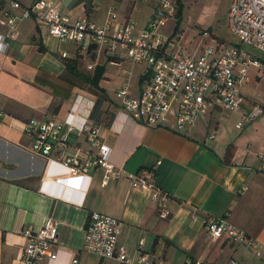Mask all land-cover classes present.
I'll return each mask as SVG.
<instances>
[{"label": "crops", "instance_id": "0c3cea01", "mask_svg": "<svg viewBox=\"0 0 264 264\" xmlns=\"http://www.w3.org/2000/svg\"><path fill=\"white\" fill-rule=\"evenodd\" d=\"M33 1L21 0L22 7ZM51 1L71 19L88 16L102 22L109 10H115L119 22L133 19L136 31L146 23L152 9L147 1L111 0L116 4L104 11L93 0ZM228 5L226 0V12ZM139 9L145 11L138 20L132 14ZM14 12L21 16L22 8ZM195 25L200 30L191 37H185L181 27V39L169 42L167 51L183 48L197 53L204 42L210 43L200 37L203 25ZM17 26V37L0 51V264H22L25 238L21 229L26 225L38 228L49 217L56 221L58 230L54 264H70L71 256L78 259L77 264H113L112 259L83 247L85 223L93 210L121 221L118 244L133 261L143 254L150 264H226L232 257L244 264H264V172L258 156L264 149V116L258 115L240 128L235 126L252 102L264 99V83L260 97L252 96L247 88L250 80L260 79L258 71L252 75L248 70L250 78L241 86L245 102L239 110L229 112L225 119L218 110L213 111L179 131L172 117L162 125H148L119 112L115 97L118 87L108 86L106 65L126 57L104 49L81 52L68 41L65 45L32 15L19 17ZM175 27L176 17L165 22L164 33L170 35ZM207 29L214 40L225 41L217 37L210 24ZM61 50L68 56L62 57ZM75 56L78 67L82 62L88 73L96 64L105 65L99 80L103 91L67 70L66 59ZM87 63H92V68L87 69ZM143 73L144 66L136 82L130 83L132 94L138 91ZM74 101L71 124L64 123L62 145L52 155L78 153L80 161L91 159L97 147L86 139L83 125L97 124L99 137L109 147V161L116 167L135 172L155 165L154 186L166 194L171 211L167 218L158 215L151 189L132 188L125 175L103 183L102 168L89 165L86 177L57 182L67 167L30 151L32 135L23 131V122L51 116L63 121ZM95 102L99 106L91 115ZM223 214L258 239L260 254L224 236H209L204 220ZM140 239L143 242L138 247Z\"/></svg>", "mask_w": 264, "mask_h": 264}, {"label": "built area", "instance_id": "2783aa9c", "mask_svg": "<svg viewBox=\"0 0 264 264\" xmlns=\"http://www.w3.org/2000/svg\"><path fill=\"white\" fill-rule=\"evenodd\" d=\"M152 4L151 15L146 23L135 30V22L118 21V13L109 10L102 22L88 16L71 19L59 11L51 0H34L23 6L21 0H0V51H4L12 39L17 37L19 17L34 16L37 21L48 27L51 36L61 41L75 43L81 52L88 48L104 49L111 55H122L132 62L142 63L144 73L142 83L135 94L130 92V82L125 79L115 91L120 111L148 125H162L173 118L174 128L183 130L196 124L213 111H219L225 119L231 111L239 110L245 102L241 91L243 83L249 80V67H260L261 62L249 53L244 45H253L264 51V0H229L227 22L234 36V42L214 40L204 42L197 53L179 48L167 51L171 41L181 39L180 28H174L170 35L163 30L165 22L176 17L177 0H134ZM22 8L21 16L14 10ZM200 37L207 39L209 30L202 29ZM62 57L68 52L60 51ZM87 63L86 68H92ZM124 72V70H123ZM79 95L75 101L79 99ZM73 102L66 118L61 121L55 117L29 119L24 121V132L32 135L30 151L60 161L68 171L57 177L56 181L74 177H86L89 165L103 170V183L108 178L125 175L132 188L151 189L150 197L158 203V215L167 218L171 211L166 205V194H160L154 186L155 165L140 167L135 172H127L109 161V147L101 140L98 125L86 123L83 131L86 139L97 147L91 159L79 160L78 153L72 156L52 151L62 145L61 130L64 123L71 124L76 111ZM258 115L264 116V99L254 101L250 110L238 119L235 126ZM213 133L209 134L212 137ZM260 170L264 172V149L258 154ZM160 161H156V164ZM121 221L110 214L93 210L85 223L83 247L85 250L102 258H110L113 264H150L143 254L136 261L118 244ZM204 227L212 239H227L252 247L260 254V243L244 229L230 222L226 216L219 215L204 220ZM25 243L21 252L22 264H54L58 253L55 241L58 235L57 223L47 218L38 228L26 225L21 229ZM138 242V247L142 244ZM76 257H70V264H77ZM226 264H244L237 258H230Z\"/></svg>", "mask_w": 264, "mask_h": 264}, {"label": "rangeland", "instance_id": "374dc122", "mask_svg": "<svg viewBox=\"0 0 264 264\" xmlns=\"http://www.w3.org/2000/svg\"><path fill=\"white\" fill-rule=\"evenodd\" d=\"M82 0H76L80 2ZM111 0H93L94 3L99 5V10L104 11L109 5L111 6L114 3L110 2ZM182 1V26L185 30V37L192 36L194 33H197L200 29L196 27L195 23L199 22L203 25L201 27L204 30H208V25H211L212 31L215 32L217 37L223 38L225 41L234 42V36L229 30L227 22V12L225 10L226 0H181ZM116 4V3H115ZM139 7V6H138ZM145 9L135 11L133 15L136 19H141L142 14ZM181 24V23H180ZM180 27V28H181ZM212 35L207 39L209 42H212ZM183 41V40H182ZM63 43L67 45V41L63 40ZM244 48L257 57L261 62V66L258 68L256 66H251L249 68V73L254 74L255 71L260 73V79L250 80L247 83V88L252 96H261L262 88L264 83V51L253 46V45H244ZM142 63L132 62L129 59H125L116 64L107 62L106 65V74L109 76L110 83L108 86L121 84L125 79H128L130 83L136 82L140 70L142 68ZM79 69L83 73H88L84 68L83 63L79 64ZM124 70V72H123ZM210 129V126L206 127Z\"/></svg>", "mask_w": 264, "mask_h": 264}, {"label": "trees", "instance_id": "16d2710c", "mask_svg": "<svg viewBox=\"0 0 264 264\" xmlns=\"http://www.w3.org/2000/svg\"><path fill=\"white\" fill-rule=\"evenodd\" d=\"M178 8L176 12V28H179L181 19H182V1L177 0ZM92 49V47L88 48V52ZM94 56V55H93ZM67 70L76 76H81L88 80L91 85L97 88L100 91H103V87L99 85V80L101 79L104 71L105 65L104 64H96L93 71L91 73H83L78 67V59L77 57L67 58L66 61ZM98 102H95L93 109L91 110V115H94L95 110L98 108Z\"/></svg>", "mask_w": 264, "mask_h": 264}]
</instances>
